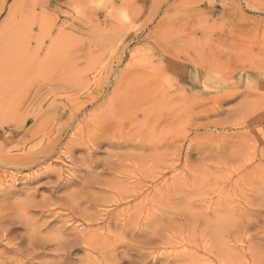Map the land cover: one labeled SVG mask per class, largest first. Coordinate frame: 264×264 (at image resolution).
I'll list each match as a JSON object with an SVG mask.
<instances>
[{"label":"rangeland","instance_id":"374dc122","mask_svg":"<svg viewBox=\"0 0 264 264\" xmlns=\"http://www.w3.org/2000/svg\"><path fill=\"white\" fill-rule=\"evenodd\" d=\"M0 264H264V0H0Z\"/></svg>","mask_w":264,"mask_h":264}]
</instances>
